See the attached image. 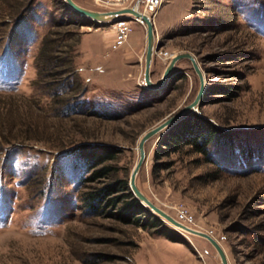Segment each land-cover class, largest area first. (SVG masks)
<instances>
[{"label":"rangeland","instance_id":"374dc122","mask_svg":"<svg viewBox=\"0 0 264 264\" xmlns=\"http://www.w3.org/2000/svg\"><path fill=\"white\" fill-rule=\"evenodd\" d=\"M151 19V81L171 56L192 53L204 77L194 112L231 140L209 144L207 161L190 147L163 151L167 130L156 134L137 187L174 218L186 208L229 264H264V0H163ZM112 38L64 0H0V264H220L206 239L161 218L179 241L84 204L95 182L82 183L91 171L70 149L112 146L108 163L129 182L141 135L200 87L188 59L145 84L144 25L132 23L118 49Z\"/></svg>","mask_w":264,"mask_h":264},{"label":"trees","instance_id":"16d2710c","mask_svg":"<svg viewBox=\"0 0 264 264\" xmlns=\"http://www.w3.org/2000/svg\"><path fill=\"white\" fill-rule=\"evenodd\" d=\"M230 132H223L208 118L191 112L167 129L160 144L163 151H175L180 147H190L203 155L207 161L208 145L220 139L231 140ZM70 151L74 159L85 165L90 172L81 181L84 184L99 181L83 193V201L89 210L117 219L121 223L134 224L154 231L174 241H179L177 233L150 212L131 192L128 180L118 177L116 167L108 163L115 156V148L105 144L80 143ZM160 151V150H159ZM163 153H156L157 156ZM168 154V153H166Z\"/></svg>","mask_w":264,"mask_h":264},{"label":"water","instance_id":"95a60500","mask_svg":"<svg viewBox=\"0 0 264 264\" xmlns=\"http://www.w3.org/2000/svg\"><path fill=\"white\" fill-rule=\"evenodd\" d=\"M64 3L69 9H71L75 13L81 16H84L93 21H99V22H105V23H107L108 21H115L119 19L116 17V15L124 13V12H129L135 16L141 17L145 23V29H146V48H145V55H144L143 79L147 86H157V85L162 84L173 72H175L174 70L175 63L179 61L180 59H188L191 62L192 67L194 71L196 72V74L198 75L199 82H200V87H199L197 95L189 104L183 106L181 109H179L172 115L168 116L166 119H164L163 121H161L154 127L150 128L149 130L145 131L141 135V137L139 138L137 142L138 157L131 170L128 185H129L131 192L135 196V198H137L150 212L154 213L162 220L167 221L173 227L183 232H186L192 235H197V236H200L206 239L215 249L220 259V264H229L227 254L223 246L215 237L209 235L208 233L204 231L193 229L177 221L174 217H172L167 212H165L163 209L155 205L137 187V184H136V176L139 172L141 165L143 164L145 160V149H144L145 142L156 134L161 135L168 128H170L173 124H175L177 121L183 118L185 115L196 111V107L201 103V99H202L203 92H204V77H203V73L198 65V62L195 56L190 52H181V53L175 54L169 60L168 64L166 65L164 72L161 78L159 79V81L157 83H154L150 79V67H151V63L153 60V54L156 49V46H155L153 21L149 16L139 11H135L131 8H125L119 11L102 12V11H97V10L83 7L77 4L74 0H64Z\"/></svg>","mask_w":264,"mask_h":264},{"label":"built area","instance_id":"2783aa9c","mask_svg":"<svg viewBox=\"0 0 264 264\" xmlns=\"http://www.w3.org/2000/svg\"><path fill=\"white\" fill-rule=\"evenodd\" d=\"M162 2L163 0H94L96 6L99 7V11L102 12L119 11L125 8H131L149 16L150 18L156 14ZM116 17L119 19L107 22L113 29V38L110 42V48L112 49H118L125 44L132 31V23L144 25V21L140 16H135L129 12L118 14ZM161 54L165 57H170L167 52ZM175 219L188 227L194 228L192 214H190L184 207L178 209ZM206 233L213 236L212 231Z\"/></svg>","mask_w":264,"mask_h":264},{"label":"crops","instance_id":"0c3cea01","mask_svg":"<svg viewBox=\"0 0 264 264\" xmlns=\"http://www.w3.org/2000/svg\"><path fill=\"white\" fill-rule=\"evenodd\" d=\"M135 37H136V36L134 35V36H133V39H135Z\"/></svg>","mask_w":264,"mask_h":264},{"label":"bare ground","instance_id":"6f19581e","mask_svg":"<svg viewBox=\"0 0 264 264\" xmlns=\"http://www.w3.org/2000/svg\"><path fill=\"white\" fill-rule=\"evenodd\" d=\"M98 22V21H97ZM144 26H145V23H144ZM172 58V57H171Z\"/></svg>","mask_w":264,"mask_h":264}]
</instances>
